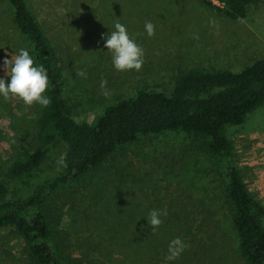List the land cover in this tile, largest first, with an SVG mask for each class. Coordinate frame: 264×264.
<instances>
[{"label":"rangeland","instance_id":"rangeland-1","mask_svg":"<svg viewBox=\"0 0 264 264\" xmlns=\"http://www.w3.org/2000/svg\"><path fill=\"white\" fill-rule=\"evenodd\" d=\"M204 1L213 2L25 0L50 41L77 120H92L105 105L138 89L167 92L179 71H238L264 57V0L248 4L239 20ZM116 22L143 49L139 71L112 66L101 37ZM145 22L154 25L151 37ZM20 48L31 55L12 9L0 0V77L6 81L3 61ZM43 107L0 97V175L18 150L36 145L35 122ZM225 132L264 225V102ZM60 150L50 148L47 164ZM45 207L52 243L68 264H247L231 221L223 160L181 131L139 135L120 145L101 165L52 192ZM153 209L167 210L155 231L146 219ZM175 238L186 247L168 260ZM26 253L20 235L0 229V264H30Z\"/></svg>","mask_w":264,"mask_h":264},{"label":"trees","instance_id":"trees-1","mask_svg":"<svg viewBox=\"0 0 264 264\" xmlns=\"http://www.w3.org/2000/svg\"><path fill=\"white\" fill-rule=\"evenodd\" d=\"M4 1L12 9V22L30 46L34 62L47 70L49 81L44 95L50 103L35 122L36 145L18 150L0 175V229L9 227L23 238L27 261L68 264L51 240L45 201L52 192L101 165L117 147L139 135L181 131L199 138L208 152L223 160L239 253L247 264H264L259 204L243 181L225 132L227 126L241 124L264 102V57L238 71H179L167 92L138 89L105 105L92 120H77L64 95L65 76L40 24L25 0ZM253 1L204 2L218 13L239 20ZM50 146L61 150L47 164Z\"/></svg>","mask_w":264,"mask_h":264},{"label":"clouds","instance_id":"clouds-1","mask_svg":"<svg viewBox=\"0 0 264 264\" xmlns=\"http://www.w3.org/2000/svg\"><path fill=\"white\" fill-rule=\"evenodd\" d=\"M144 30L151 37L154 35V25L151 22H145ZM104 40V48L111 55L112 66L117 71L136 70L139 71L143 65V49L136 43L134 37L130 36L126 25L116 22L112 30L101 37ZM5 76L0 77V97L8 99L10 97L22 100L25 105L38 103L41 106H47L50 101L47 95H44L49 87L47 70L34 62L29 50L20 48L18 54L11 55V58H5L3 61ZM83 75V73H78ZM103 86V82H102ZM167 210H150L146 219L155 229L162 223L161 216H166ZM186 245L175 238L169 243L168 260H173L179 256Z\"/></svg>","mask_w":264,"mask_h":264},{"label":"built area","instance_id":"built-area-1","mask_svg":"<svg viewBox=\"0 0 264 264\" xmlns=\"http://www.w3.org/2000/svg\"><path fill=\"white\" fill-rule=\"evenodd\" d=\"M214 3L218 4L217 0H212Z\"/></svg>","mask_w":264,"mask_h":264}]
</instances>
